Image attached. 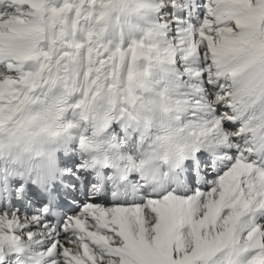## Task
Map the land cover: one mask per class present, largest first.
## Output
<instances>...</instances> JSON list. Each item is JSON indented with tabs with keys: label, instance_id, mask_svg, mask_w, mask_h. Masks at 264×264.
Masks as SVG:
<instances>
[{
	"label": "snow or ice",
	"instance_id": "snow-or-ice-1",
	"mask_svg": "<svg viewBox=\"0 0 264 264\" xmlns=\"http://www.w3.org/2000/svg\"><path fill=\"white\" fill-rule=\"evenodd\" d=\"M0 264H264V0H0Z\"/></svg>",
	"mask_w": 264,
	"mask_h": 264
}]
</instances>
